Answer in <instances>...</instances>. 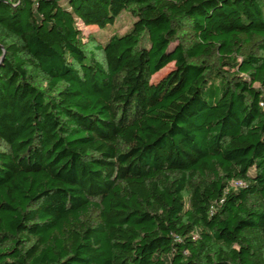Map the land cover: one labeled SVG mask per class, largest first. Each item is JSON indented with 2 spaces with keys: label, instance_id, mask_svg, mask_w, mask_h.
Instances as JSON below:
<instances>
[{
  "label": "trees",
  "instance_id": "1",
  "mask_svg": "<svg viewBox=\"0 0 264 264\" xmlns=\"http://www.w3.org/2000/svg\"><path fill=\"white\" fill-rule=\"evenodd\" d=\"M1 57L0 264H264V0H0Z\"/></svg>",
  "mask_w": 264,
  "mask_h": 264
},
{
  "label": "rangeland",
  "instance_id": "2",
  "mask_svg": "<svg viewBox=\"0 0 264 264\" xmlns=\"http://www.w3.org/2000/svg\"><path fill=\"white\" fill-rule=\"evenodd\" d=\"M134 19L128 12H122L115 20V23L112 26H108L104 31H100L94 27H86L82 24H79V28L82 32V41L84 43V49L87 54L92 53L95 56V59L99 62H104L103 54L100 50H98V46H101L110 36L112 35H120L127 31ZM173 71V64H169L164 69L160 70L156 73L151 81L153 83H158L162 81L165 77H167ZM43 90L45 85H41ZM236 186V184H235Z\"/></svg>",
  "mask_w": 264,
  "mask_h": 264
},
{
  "label": "water",
  "instance_id": "3",
  "mask_svg": "<svg viewBox=\"0 0 264 264\" xmlns=\"http://www.w3.org/2000/svg\"><path fill=\"white\" fill-rule=\"evenodd\" d=\"M1 61H2V57L0 58V63H1Z\"/></svg>",
  "mask_w": 264,
  "mask_h": 264
},
{
  "label": "built area",
  "instance_id": "4",
  "mask_svg": "<svg viewBox=\"0 0 264 264\" xmlns=\"http://www.w3.org/2000/svg\"><path fill=\"white\" fill-rule=\"evenodd\" d=\"M236 185H238V184H236Z\"/></svg>",
  "mask_w": 264,
  "mask_h": 264
}]
</instances>
